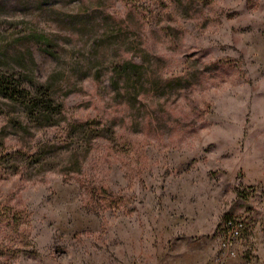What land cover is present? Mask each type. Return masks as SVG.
Masks as SVG:
<instances>
[{"label": "rangeland", "instance_id": "rangeland-1", "mask_svg": "<svg viewBox=\"0 0 264 264\" xmlns=\"http://www.w3.org/2000/svg\"><path fill=\"white\" fill-rule=\"evenodd\" d=\"M0 79V264H264V0H0Z\"/></svg>", "mask_w": 264, "mask_h": 264}, {"label": "trees", "instance_id": "trees-1", "mask_svg": "<svg viewBox=\"0 0 264 264\" xmlns=\"http://www.w3.org/2000/svg\"><path fill=\"white\" fill-rule=\"evenodd\" d=\"M44 42L45 44L47 43L45 38H44ZM121 68H118V70L122 71L125 67H123L122 69ZM21 82L22 81L16 79H12L9 81L0 79V93L4 97L10 98L12 101L23 106L26 111L24 113L25 118L29 122L40 123L42 121H50L51 116L53 117L55 113H61L62 110L61 103L54 102V99L51 97L48 88L44 86V84H37V85L32 84L33 86L28 85L29 87H26L24 83ZM91 131H92L91 129L83 127V129H81L80 131V136H84V137L89 136L91 138L92 135ZM6 156L8 161V159L9 160L12 159L13 155L7 154ZM41 157L42 156H39L37 159L36 158L33 159L34 162L42 163L43 159H41ZM23 160L24 159H22V161ZM97 195L102 197L103 200L106 203H108V205L116 206L119 203V199L112 196L103 187L99 188Z\"/></svg>", "mask_w": 264, "mask_h": 264}, {"label": "built area", "instance_id": "built-area-1", "mask_svg": "<svg viewBox=\"0 0 264 264\" xmlns=\"http://www.w3.org/2000/svg\"><path fill=\"white\" fill-rule=\"evenodd\" d=\"M244 225L245 223L242 219H227L224 223L223 232L221 235L222 247L228 248L229 244H231L234 239H237L240 236Z\"/></svg>", "mask_w": 264, "mask_h": 264}]
</instances>
